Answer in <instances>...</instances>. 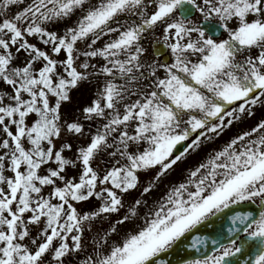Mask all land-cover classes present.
Listing matches in <instances>:
<instances>
[{
    "label": "snow or ice",
    "instance_id": "obj_1",
    "mask_svg": "<svg viewBox=\"0 0 264 264\" xmlns=\"http://www.w3.org/2000/svg\"><path fill=\"white\" fill-rule=\"evenodd\" d=\"M0 264H264V0H0Z\"/></svg>",
    "mask_w": 264,
    "mask_h": 264
},
{
    "label": "rangeland",
    "instance_id": "obj_2",
    "mask_svg": "<svg viewBox=\"0 0 264 264\" xmlns=\"http://www.w3.org/2000/svg\"><path fill=\"white\" fill-rule=\"evenodd\" d=\"M227 140L226 135H224L222 138L214 141L213 143L206 144L203 148L204 150L202 152H199L197 154H193L188 158V160L185 162L184 165H181L180 168L176 170L171 176H169L158 188H156L147 198L149 200V206H151V203L153 200L157 199L166 190V186L168 183H175L183 179V177L186 175V169L188 167L195 166L200 160H202L206 153L211 152L218 144L222 145ZM140 195L139 190L133 191L130 195L126 196L125 199L127 202H131L135 198H138ZM144 209H141V213H143ZM136 223H139V221H136ZM133 225H128L127 227H132Z\"/></svg>",
    "mask_w": 264,
    "mask_h": 264
},
{
    "label": "water",
    "instance_id": "obj_3",
    "mask_svg": "<svg viewBox=\"0 0 264 264\" xmlns=\"http://www.w3.org/2000/svg\"><path fill=\"white\" fill-rule=\"evenodd\" d=\"M172 259L175 260V257H173Z\"/></svg>",
    "mask_w": 264,
    "mask_h": 264
}]
</instances>
